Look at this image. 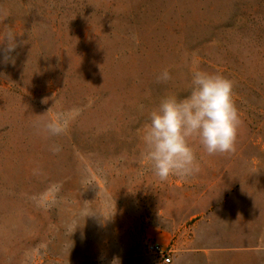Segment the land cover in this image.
Returning <instances> with one entry per match:
<instances>
[{
  "label": "rangeland",
  "instance_id": "obj_1",
  "mask_svg": "<svg viewBox=\"0 0 264 264\" xmlns=\"http://www.w3.org/2000/svg\"><path fill=\"white\" fill-rule=\"evenodd\" d=\"M9 31L0 264H163L149 240L170 264H264V0H0V42ZM194 69L234 82L235 152L193 141L200 171L160 181L142 128ZM45 119L66 131L47 136Z\"/></svg>",
  "mask_w": 264,
  "mask_h": 264
},
{
  "label": "clouds",
  "instance_id": "obj_2",
  "mask_svg": "<svg viewBox=\"0 0 264 264\" xmlns=\"http://www.w3.org/2000/svg\"><path fill=\"white\" fill-rule=\"evenodd\" d=\"M4 42L7 62L11 58L8 54L17 46L15 34L7 32L0 43ZM156 79L167 82L172 77L165 68ZM188 87L184 98L174 94L163 97L142 128V158L160 181L170 176L187 181L200 171L193 141H198L208 155L235 152L242 120L234 99V82L219 73L194 69ZM37 127L47 136L57 137L66 131L67 120L45 119ZM51 150L56 153L60 148ZM81 214L85 219L95 213L85 208ZM77 226L69 225L70 234Z\"/></svg>",
  "mask_w": 264,
  "mask_h": 264
},
{
  "label": "built area",
  "instance_id": "obj_3",
  "mask_svg": "<svg viewBox=\"0 0 264 264\" xmlns=\"http://www.w3.org/2000/svg\"><path fill=\"white\" fill-rule=\"evenodd\" d=\"M145 249L148 253L160 258L163 264H170L172 261L174 249L171 245L149 240L145 243Z\"/></svg>",
  "mask_w": 264,
  "mask_h": 264
}]
</instances>
